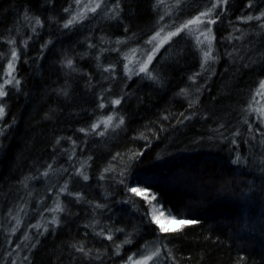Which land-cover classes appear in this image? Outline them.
Masks as SVG:
<instances>
[{"label": "trees", "instance_id": "16d2710c", "mask_svg": "<svg viewBox=\"0 0 264 264\" xmlns=\"http://www.w3.org/2000/svg\"><path fill=\"white\" fill-rule=\"evenodd\" d=\"M95 2L0 0V83L14 48L21 82L0 100V264H124L146 245L161 249L150 264H264V120L250 111L264 80V18L241 19L264 12V0H228L212 12L215 60L204 67L192 33L172 37L148 64L154 80L137 74L139 63L127 62L130 74L125 56L144 61L156 33L214 0L84 9ZM125 186L155 194L168 216L200 223L158 233ZM57 203L65 210L49 211Z\"/></svg>", "mask_w": 264, "mask_h": 264}, {"label": "snow or ice", "instance_id": "6c2138e0", "mask_svg": "<svg viewBox=\"0 0 264 264\" xmlns=\"http://www.w3.org/2000/svg\"><path fill=\"white\" fill-rule=\"evenodd\" d=\"M105 0H97V2H95L94 6H90V5H84V9H86V11H90L92 13H95L97 11V9L101 8V6L104 4ZM75 3L77 5H80L81 0H75ZM228 3V0H214L212 7L208 9V11L206 12H201L198 16H196L193 20H189L187 23H185L184 25H182L181 27L177 28V30L175 32H171L168 34V38L170 39L172 36L175 35H179V33L185 29H187L189 27V25L193 24V23H200V24H204L206 23V30L205 32L201 33V35H204V40H200L199 37H197V41L200 44H206L208 46V50L203 52V60H204V64L201 65V67H204V65H206L210 60H215V57L212 55V50H211V39H214V36L211 37V39L209 38V36L207 35V33H211V27L210 25L215 24L217 22V20L219 19V17L216 18V20H212V19H208L207 21L202 20V17H207L210 15V13H212L217 7H221L225 4ZM251 0L249 2L248 7H251ZM71 8V5L69 6ZM119 7V0H117V3L115 5L112 6V11H115V9H117ZM65 12H68L69 9H65ZM86 12L85 11H81V12H77L76 15H72L71 18H69L64 24H63V28L67 29L70 26L76 24L77 22H79L80 20H83L85 18ZM261 18H264V12H262L259 16L256 17H252V16H248L246 18H241V19H247V20H252V19H256V20H260ZM25 19H28L27 16H25ZM35 24L39 25L41 24V21L36 18L35 20ZM33 31H35V28L32 29ZM160 33H157L156 36H159ZM156 41V37L151 38L147 43L149 44H154V47L151 51V53L146 57V62L143 63L140 67H139V71L137 74L139 73H144L149 79H156V77H154L149 71H148V64L151 63L152 59L154 58L155 53L159 50V47L162 45H155ZM8 43L10 44H14L15 41L14 40H10L8 41ZM25 45H26V41H25ZM46 47V45H45ZM136 50H133V53ZM19 59V55L17 50L14 48L11 52V58L7 64V69L4 72V79H3V83H0V100H3L4 97L7 96V91L6 86H12V88L14 89H18L19 85H20V80L17 79L13 73L15 72V62ZM67 65L68 67L71 68L72 66V62L71 60L67 61ZM125 68L128 70V72L131 74V69H128V66L125 65ZM108 70H111V66ZM199 75V74H197ZM191 80L195 81L196 76L190 77ZM183 94L187 95V90H181ZM66 94V93H65ZM256 96H264V80L260 81L259 83V88L256 91ZM255 96L253 97V99L255 100ZM111 103L115 104V105H119L121 103V99H116L114 101H111ZM193 102L189 103V107H192ZM101 108L104 107V104H100L99 105ZM250 111H257L259 112V116L258 119H262L264 120V108H259V109H250ZM6 112V107L4 103H0V119L3 118V116L5 115ZM183 115V114H181ZM188 117H185V119H187ZM114 119L113 116H109L107 117L106 121H104L105 124H108L110 126V122ZM124 123V118L121 116L119 117V123L116 124V127H119L120 125H122ZM99 127V123L92 125V129L95 130L96 128ZM80 131H85V129H81ZM102 134V133H101ZM141 136L143 137V134H141ZM239 162V157H237V159L235 161H233V163H237ZM105 171H108V169H105ZM79 175L82 176V178L84 180H88L89 177L87 175H84L82 171H80L78 173ZM121 183H123V180H121ZM126 187V191L129 192L131 195L128 198V203L130 204H135L136 197H142L145 204L148 207V211H146L144 213V216L147 218V222L149 224H154L156 225V230L158 233L161 234H165V236L169 233H178V232H182L183 229L185 227L191 226V225H195L200 223V221L198 220H192V219H177L175 216H172L171 213L169 212V221L170 222H175L178 223L180 225L179 228H169L167 226H165L164 223L161 222L160 218L156 215V211L160 208L158 202L154 203V201H157V197L155 194H152L151 197L149 198V195L146 193L145 190H142L140 188L137 187ZM61 191H67V186H65L64 188L61 189ZM69 195H73L72 193H69ZM77 196H79V194H75ZM65 209L59 204L57 203L56 207L53 209H49V211H53V212H63ZM161 215H163V212L161 211ZM20 221L17 220V224H19ZM53 224H57L59 223L58 219H56L55 217L52 220ZM33 227H37L36 225H33ZM16 229H13V231H15ZM117 231H123V229H117ZM100 235H104L103 230H101V232L99 233ZM106 238L108 240H112L113 239V235L111 234V229H109V234L106 236ZM25 239H27V237H25ZM124 244H128L131 243V240L129 238H126L123 241ZM34 246V245H33ZM17 247H19V245H17ZM121 245L117 244L116 245V253H119ZM147 248V245L145 246ZM73 248H76L75 245H73ZM78 252L83 253L85 255H88V252H86V250L84 249L83 246H80L78 249H76ZM90 251V250H89ZM160 251L161 249L157 248L155 251H152L149 255L144 256L142 259L133 261L132 257H129V262L130 264H147L148 261L153 260L154 258L159 257L160 255ZM169 256H171V253H168ZM96 259H100L99 255H97L95 257ZM174 259V257H173Z\"/></svg>", "mask_w": 264, "mask_h": 264}, {"label": "rangeland", "instance_id": "374dc122", "mask_svg": "<svg viewBox=\"0 0 264 264\" xmlns=\"http://www.w3.org/2000/svg\"><path fill=\"white\" fill-rule=\"evenodd\" d=\"M83 11H85V10H83ZM206 12V11H205ZM199 14H197L196 16H198ZM195 16V17H196ZM195 17H193L192 19H190V20H193ZM202 20H205V21H207L208 19H214L213 18V13H210V15L209 16H207V17H202L201 18ZM189 21V20H188ZM188 21H186L185 23H187ZM185 23H183V24H181V26L182 25H184ZM181 26H179V27H181ZM206 23H204V24H200V23H193V24H191V25H189V27L187 28V29H185V30H183V31H181V32H185V33H187V34H190L191 35V33L196 37V39H197V37H199L200 38V40H204V35H201V33H203V32H205V30H206ZM178 27V28H179ZM210 27H211V33H207V35L209 36V38L211 39V37L212 36H214L213 35V31H212V29H213V27H214V24H212V25H210ZM177 30V28L175 29V30H169V29H162V30H160L158 33H160V35L159 36H156V34L153 36V37H156V41L154 42L155 43V45H162V46H160L159 47V50H160V48H162L167 42H169L170 41V39L172 38V37H174V36H172L170 39L168 38V34L169 33H171V32H175ZM180 32V33H181ZM152 37V38H153ZM212 41H213V39H211V45H212ZM196 42H197V44L200 46V47H203V51H207L208 50V46L206 45V44H200V43H198V41L196 40ZM153 47H154V44H149V45H145V48L143 49L144 51H145V56H144V58H145V60L144 61H142V62H140V60H138L137 61V59H140V58H142V57H140V58H137V57H135L134 55H130V54H128V55H126L125 56V59L122 61V63H125V65L127 64V62H128V64L130 65V64H138L139 63V67L143 64V63H145L146 62V57L151 53V51H152V49H153ZM158 50V51H159ZM211 50H212V47H211ZM156 54V53H155ZM130 68V67H129ZM139 69V68H138ZM139 71V70H138ZM137 71V72H138ZM15 74H16V62H15V72L13 73V75L15 76ZM255 100H256V102L255 103H257L256 105H255V107H257V109H259V108H264V96H257L256 98H255ZM161 211L162 210H160V209H158L157 211H156V215L160 218V220H161V222L162 223H164L165 224V226H167V227H169V228H176V227H179L180 225L178 224V223H175V222H170L169 221V216L168 215H166L163 211V215H161ZM152 245H150V246H147V248H145V249H142V251L139 253V254H135L133 257H132V260L133 261H136V260H139V259H142L144 256H147V255H149L152 251H155V248L154 249H152L153 247H151ZM152 260H150V261H148L147 262V264H150V262H151ZM124 264H130V262H129V260L128 261H126Z\"/></svg>", "mask_w": 264, "mask_h": 264}]
</instances>
